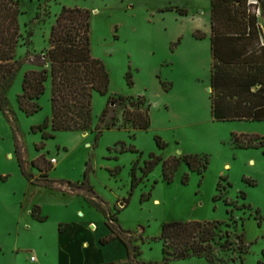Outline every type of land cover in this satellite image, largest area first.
<instances>
[{
  "label": "rangeland",
  "instance_id": "374dc122",
  "mask_svg": "<svg viewBox=\"0 0 264 264\" xmlns=\"http://www.w3.org/2000/svg\"><path fill=\"white\" fill-rule=\"evenodd\" d=\"M16 1L23 12L16 52L21 67L8 92L9 109L0 107V264H92L108 258L118 264H210L197 256L165 260L161 235L171 220L220 221L232 245L218 240L217 264H264V146L234 142L235 136L244 145L246 136L264 137V121L212 116V0ZM65 7L92 12L93 55L107 65L111 85L107 95L94 93L89 129L44 138L39 125L52 114L51 76L39 112L24 113L18 95L28 71L50 70L45 54ZM116 94L146 96L150 128L124 124L119 102L102 121ZM113 116L118 125L107 128ZM152 154L162 158L133 188L134 162L141 176ZM169 156L182 158L171 182L164 176ZM74 222H95L99 231L93 223V230L72 227L64 236L61 225ZM104 229L128 247L100 246L97 235ZM84 240L91 244L88 254L80 249ZM62 246L72 250L63 263Z\"/></svg>",
  "mask_w": 264,
  "mask_h": 264
},
{
  "label": "trees",
  "instance_id": "16d2710c",
  "mask_svg": "<svg viewBox=\"0 0 264 264\" xmlns=\"http://www.w3.org/2000/svg\"><path fill=\"white\" fill-rule=\"evenodd\" d=\"M213 54L214 74L213 85V116L218 121L226 120H260L264 121V80L255 77L261 71L258 65H251L248 74L241 76L242 82L237 80L239 75L235 70L234 90L231 98L225 96L226 91L221 87L222 66L237 65L246 60L244 52L246 46L239 47L238 42L253 35L258 29V16L250 11L248 0H212ZM264 10V0L262 2ZM23 12L16 0H0V107L9 109L8 92L12 88L21 62L16 58L17 47L23 34L20 27V15ZM92 12L81 7H65L52 26L50 47L45 54L51 61V68L33 69L28 71L23 79L22 92L18 95L20 109L27 115H33L42 109L40 99L46 91V83L52 79V114L44 123L39 125L44 131V138H52L57 131L87 130L93 124V97L98 92L102 95L109 93L111 74L105 62L93 55L92 50ZM198 37L202 35L197 34ZM223 39L229 40L231 45L224 46ZM243 46V45H242ZM45 63V62H44ZM130 84H133L132 73L127 74ZM248 78V80H246ZM225 92V93H224ZM120 103L124 124H131L135 129H148L151 126V104L145 96L116 94L109 97V103L104 110L103 121L110 110ZM248 106V111H246ZM225 107H232L236 111L225 112ZM52 126L53 131L46 128ZM117 117L106 123L107 128L117 126ZM100 129V128H99ZM101 130V129H100ZM249 144L244 145L235 136L234 142L241 148L262 147L264 137L246 136ZM253 140H258L253 142ZM164 148L166 143L157 139ZM153 159L147 161L138 175L139 161L134 162L131 169L132 186L135 188L158 163L159 157L151 155ZM190 157V156H188ZM186 157V159H188ZM182 158L169 156L164 165L165 179L173 181ZM206 167V166H204ZM120 168H118L119 170ZM199 169V168H198ZM201 171V169L199 170ZM48 177V174H45ZM188 177V175H186ZM47 183L52 180L47 178ZM221 197H216L220 199ZM227 204L229 202L226 200ZM37 216L36 210L33 212ZM220 221H184L171 220L163 225L162 238L164 240V258L171 256L178 259L190 257H204L210 264H217L214 256L215 244L225 238L223 247H230L232 241L229 235L221 233ZM112 230V229H111ZM114 231L112 230V233ZM120 238L112 234L100 239L102 244ZM121 239V238H120ZM125 245L126 242L121 239ZM128 247V246H127ZM142 254V252H137ZM130 256V254H129ZM243 261V260H242ZM100 264H118L115 261Z\"/></svg>",
  "mask_w": 264,
  "mask_h": 264
},
{
  "label": "crops",
  "instance_id": "0c3cea01",
  "mask_svg": "<svg viewBox=\"0 0 264 264\" xmlns=\"http://www.w3.org/2000/svg\"><path fill=\"white\" fill-rule=\"evenodd\" d=\"M211 20H212V2H211V19H210L211 27H210V30L207 33H210V42H211V63H210V67H211V84L209 85V91H210L211 108H212V116H213V94L215 93V89H214V85H213V74H214V70H215V68H214L215 59H214L213 48H212V44H213V27H212ZM199 34L202 35L200 37V39H202L203 38V34L202 33H199ZM223 43H224L225 47H228L229 45H231L232 42H230L229 40L223 39ZM237 44H238L239 47L246 46V50L244 52V56L246 57V60L243 61V62H239L237 65H233V66L225 65V66H222V68L220 70L221 76H222V83L221 84H223V85H221V87H222V89L224 91H226V93L225 92L224 93H225V96H227L228 99L231 98V96H230L231 91L233 92L234 87H235L234 86L235 80H236L235 76H234L235 75L234 74L235 70L237 71V73L239 75V78H238L237 81L239 83H241L242 82V79H240L241 76H243V75L245 76V75L248 74V70H249L250 66L251 65H258V66L261 67V71L258 74L254 73L255 77H259V78L264 80V14H263V16L258 18V29H257V32L255 34H253V35L245 37L244 39H241ZM246 80H248V78ZM246 107H247L246 111H248L249 107L248 106H246ZM224 111L225 112H231V111H236V110L233 107H232V109L228 108V107L227 108L225 107ZM213 118H214V116H213ZM243 120H247V119H243ZM247 121H260V120H247ZM93 223L96 224L95 222H91L90 224H87V222H74V223H68V224H65V225L62 224L60 230H61L62 234L65 236L66 234L70 233L73 228H77V227H80V226L82 228L83 225H90V229L93 230V227L91 226ZM86 228H87V226H86ZM93 231L98 232L99 231V226H98V228L96 230H93ZM108 231L109 230H105L104 232L99 233L97 235L98 242H99L100 246L106 248V247H110V246L115 245L116 243H118V244H120V245H122V246L127 248L125 243L120 238H116V239L112 240L111 242H109L107 244H102L100 242V239L111 234V233L107 234ZM90 246H91V244L87 240H84V241H82V244L80 245V249H81V251L83 253L88 254V252L91 251L90 250ZM70 252H72V250L69 247H63L62 248V250H61V263H63L65 258H67L66 254H68ZM36 257H37V255H36ZM37 260H38V257H37ZM110 261H114L113 258H108V259L104 260L103 262H98V261L93 260L92 264H100V263L110 262ZM115 262H117V261H115Z\"/></svg>",
  "mask_w": 264,
  "mask_h": 264
},
{
  "label": "built area",
  "instance_id": "2783aa9c",
  "mask_svg": "<svg viewBox=\"0 0 264 264\" xmlns=\"http://www.w3.org/2000/svg\"><path fill=\"white\" fill-rule=\"evenodd\" d=\"M263 0H248V4L250 6V11L254 14H256L258 17L263 16L264 10L262 7ZM52 161L54 163L57 162L56 158H52ZM32 260H37V257L35 255L31 256Z\"/></svg>",
  "mask_w": 264,
  "mask_h": 264
}]
</instances>
